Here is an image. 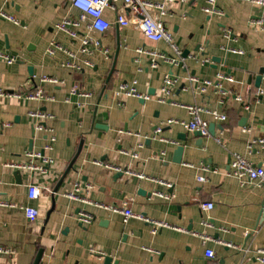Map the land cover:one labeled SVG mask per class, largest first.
Returning a JSON list of instances; mask_svg holds the SVG:
<instances>
[{
	"label": "crops",
	"instance_id": "0c3cea01",
	"mask_svg": "<svg viewBox=\"0 0 264 264\" xmlns=\"http://www.w3.org/2000/svg\"><path fill=\"white\" fill-rule=\"evenodd\" d=\"M206 3L189 0L175 4L164 18L177 45L183 51L197 52V59L187 58L179 67L161 63L152 68L150 56L137 49L172 53L171 48L164 41L147 39L132 24L119 26L109 9L106 15L114 22L112 28L95 34L110 50L111 57L107 58L95 48L91 54L78 53L80 41L55 28L66 16L79 15L70 0H0V8L21 22L15 24L0 16V50L18 58L12 64L0 59V202L13 204L0 205V246L16 251L12 255L0 254V264H33L41 249L43 264H106L105 256L113 258L111 264H262L256 250L264 248V187L242 185L226 171L234 152L256 165H264V147L260 143L252 152L248 150L251 138L264 139V97L255 102L248 92L249 87L252 92L259 88L255 78L264 67V8L245 0H217L225 11L224 16H218L203 11ZM225 27L232 29L236 40L224 38ZM51 40L77 52L76 61L82 64V70L63 66L68 59L65 52L48 55L46 48ZM222 46L242 48L244 53ZM205 56L212 61L203 62ZM84 60L94 65L86 66ZM114 61L115 70L109 78ZM217 71L234 76L235 83L226 86L251 101L250 112L232 98L221 105L219 95L213 91L203 95L195 87L183 89L188 84L187 75L212 78ZM168 73L181 79L168 98L172 102H160L158 96ZM42 75L64 80L62 84H42L52 100L18 99L9 94L33 90ZM134 79L138 90L151 94V99L141 102L129 97L124 107L119 106L115 90ZM260 88L264 90V80ZM203 101L227 114V120L222 122L202 114L210 123H216L214 134L199 137L179 124H167L171 119H190L188 110L178 104ZM36 110L53 116L42 121L53 131L35 130L36 121L29 112ZM244 125L253 131L243 132ZM159 126L162 131L156 132ZM183 134L185 140L178 138ZM52 135L56 141L45 154L55 162L46 173L23 170L19 182L14 176L18 168L11 164L26 161L27 150H42ZM147 138L152 141L146 143ZM139 144L143 146L139 148ZM181 144L185 148L182 162L177 163L175 151ZM80 145L74 169L59 183ZM123 150H137L139 156L134 158ZM163 151L165 155H161ZM97 160L169 182L175 197L166 200L154 194L169 190L164 183L126 173L117 177L118 171ZM203 165L218 167L219 171L205 172ZM199 175L207 180L198 182ZM79 181L93 184L88 195L93 201L121 206L129 200L135 212L171 226L153 234L152 225L143 220L130 218L125 223L119 212L69 199L66 193ZM29 183L39 186L33 200L28 198ZM206 201L214 204L208 212L200 207ZM26 205L39 210L33 222L26 217ZM80 210L93 215L91 223H80ZM204 217L214 226H203ZM191 231L233 242L238 248L212 241L209 246L216 257L207 258L200 238ZM91 248L105 256L100 257Z\"/></svg>",
	"mask_w": 264,
	"mask_h": 264
},
{
	"label": "built area",
	"instance_id": "2783aa9c",
	"mask_svg": "<svg viewBox=\"0 0 264 264\" xmlns=\"http://www.w3.org/2000/svg\"><path fill=\"white\" fill-rule=\"evenodd\" d=\"M189 0H70V5L72 8L79 11V15L76 17L66 16L63 20L55 25V28L67 34L71 39L79 40L80 47L78 53L91 54L93 48L102 51L107 58H110V50L103 47L102 40L96 37L95 34H103L112 28L114 22H112L106 15V10H111L115 15V23L119 26L125 27L128 25L136 26L143 35L152 41H164L171 48L172 53L164 50L157 49H143L138 48L139 53H146L150 56V66L152 68H157L161 63H167L171 67H179L184 65L187 58L197 59V52H191L188 57H184L183 50L177 45L174 40L173 33L166 27L164 18L171 14V8L175 4L187 3ZM207 3L203 7V11L208 15H218L224 16L225 11L221 9L217 0H206ZM252 3L253 5L264 8V0H245ZM121 4V7H119ZM0 16L5 17L9 21L20 24V20L15 16L8 14L4 9L0 8ZM259 24L262 21H258ZM223 36L227 39H237L231 28L225 27L223 30ZM223 49L234 53H244L242 48L222 46ZM62 51L68 55V59L63 63V66L74 69L82 70V64L76 61L77 52L68 50L62 43L55 40H51L46 48V53L48 55H54L56 52ZM0 59L4 60L8 64H12L18 60V58L10 53L0 50ZM210 56H205L203 62H211ZM86 66H93L94 64L90 60H84L83 62ZM188 82L187 85L183 86L184 90L194 88L199 94H207L209 91H213L220 97V104L224 105L228 99L240 102L246 112L251 111V101L244 98V96L237 94L233 89L227 88L226 84H234L235 78L231 73H226L223 71H217L212 78H201L194 74H189L186 77ZM179 76H172L169 73L164 76L163 85L160 90V95L158 100L160 102H172L168 98L173 94L174 86L180 81ZM264 80V74H263ZM40 84L36 85L33 90L22 92L13 91L9 93L11 96L18 99H31V100H52L53 97L45 94L42 84H62L64 80L59 78L42 75L39 79ZM138 81L136 79L131 82H123L115 90L114 94L119 99L118 105L124 107L125 99L129 97H134L142 100H150L152 95L149 93H144L137 88ZM76 91L75 88L72 90ZM252 98L255 102H259L261 98L264 97V90L260 87L252 92L250 87L248 88ZM84 96H91L90 92H83ZM173 104H178L173 102ZM186 108L190 114L189 120L184 119H171L167 122L168 125L179 124L190 132H201L203 136L210 135L209 125L210 122L202 117V114H209L213 117L215 121H226L227 114L220 112L217 109H213L209 106L208 101H203L202 103H192V104H178ZM29 115L35 119V130H47L53 131L51 128L42 125V121L48 120L53 116L46 111L36 110L29 112ZM241 130L246 133H251L253 128L251 126H242ZM162 127L159 126L156 132H161ZM138 134V133H137ZM56 141L55 135L50 137L48 143L45 144L42 150H27L25 156L27 160L23 163H12V166H16L19 169L27 171H39L46 173L48 167L51 166L55 159L46 155L45 151L52 150L53 145ZM256 143H260L264 147L263 138H251L248 143V150L252 152ZM143 144H139L138 147H142ZM124 153L131 155L134 158H138L139 154L137 150L129 151L123 150ZM161 155H165L163 151ZM163 159V157H161ZM96 163L104 165L107 168L114 169L118 172H124L128 175L137 176L139 178H149L156 182L164 183L168 186L167 191H156L154 194L164 198L166 200H172L175 194L172 192L173 184L166 182L158 178H151L146 176L143 172H137L130 169H123L119 166H113L111 164L105 163L101 160H97ZM188 166H193V164H188ZM202 170L205 172L219 171L218 167L211 168L208 165H203ZM228 176L236 177L240 180L242 185L245 184H255L256 186L264 187V165H256L249 161L244 155L240 153H231L229 169L226 171ZM198 182H205L207 179L204 175L197 176ZM93 184L86 183L83 185L80 181L75 182L73 188L66 193L69 199L77 200L87 204H94L99 207L106 208L113 212H119L123 215V221L127 223L130 218H137L143 220L152 225V233L156 234L158 230L165 226H171L167 222L158 221L146 217L142 213L135 212L130 207L129 200H124L121 206L117 205H106L101 202L93 201L88 195L91 189H93ZM39 193V186L34 183L28 184V198L33 200L37 197ZM0 205H13L9 203L0 202ZM201 209L204 212H208L213 209V202L206 201L200 204ZM26 217L30 222L35 221L39 216V210L31 205L23 206ZM93 215L85 210H80L79 221L81 224H89L93 220ZM202 225L205 227H213L214 223L208 218L204 217L202 219ZM177 228L176 226H174ZM179 228V227H178ZM184 230V228H179ZM194 236H197L201 240V247L204 249V255L207 258L214 259L216 257L215 250L209 246L210 242H216L223 244L227 247L238 248L237 244L233 242H226L221 239H216L212 235L205 232L191 231ZM92 252L98 253L100 257H104L105 254L101 251L91 248ZM15 249L10 247L0 246V254H15ZM256 258L264 264V248H258L256 250Z\"/></svg>",
	"mask_w": 264,
	"mask_h": 264
},
{
	"label": "water",
	"instance_id": "95a60500",
	"mask_svg": "<svg viewBox=\"0 0 264 264\" xmlns=\"http://www.w3.org/2000/svg\"><path fill=\"white\" fill-rule=\"evenodd\" d=\"M119 43L120 42L118 41V44ZM198 49H197V51H199ZM190 53H191L190 50L187 49V50H184L183 55H184V57H188V55ZM116 58H117V53L115 55V60H116ZM114 70H115V61H114L113 67L111 69V72L109 74V78L113 74ZM263 74H264V67L260 70L259 74L255 78V86L256 87H260L261 86V83H262V80H263ZM249 81H251V78H250ZM141 102H144V100H141ZM215 128H216V123H210V125H209V131H210L211 134H214L215 133ZM194 134L196 136L203 137L202 133L199 132V131L195 132ZM178 138H180L182 140H185L186 139V135L183 134V136H179ZM151 141H152L151 138H147L146 139V143H150ZM81 147L82 146L80 145V148L78 149L76 155L74 156V158L72 159V161L68 165V167L65 170V172L63 173V175H62L59 183L63 182L66 179V177L68 176V174L70 173V171L74 169V163H75L76 159L78 158V156L80 154ZM184 148H185V146L183 144H181V145H179L177 147V149L175 151V155H176V160L175 161L177 163H181L182 162V155H183V152H184ZM22 172H23V170L22 169H19V168L14 172V176L17 178V180H19V182L22 181ZM123 174H124V172H118L117 173V177H120ZM261 217H262L261 223H263L264 222V210L262 211ZM43 253H44V251L41 249L38 252V254H37V256H36L35 261H34L33 264H43L42 261H41ZM112 261H113V258L111 256H105V263L106 264H111ZM217 264H223V263L220 261Z\"/></svg>",
	"mask_w": 264,
	"mask_h": 264
}]
</instances>
